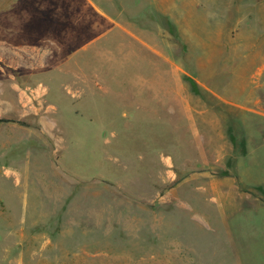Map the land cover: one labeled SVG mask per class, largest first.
<instances>
[{
  "label": "rangeland",
  "instance_id": "obj_1",
  "mask_svg": "<svg viewBox=\"0 0 264 264\" xmlns=\"http://www.w3.org/2000/svg\"><path fill=\"white\" fill-rule=\"evenodd\" d=\"M108 2L0 0V264H264V0Z\"/></svg>",
  "mask_w": 264,
  "mask_h": 264
},
{
  "label": "crops",
  "instance_id": "obj_2",
  "mask_svg": "<svg viewBox=\"0 0 264 264\" xmlns=\"http://www.w3.org/2000/svg\"><path fill=\"white\" fill-rule=\"evenodd\" d=\"M15 0H10L9 4H6V18L14 12L16 11L15 9H19V7L23 6L26 2V0H18L19 4H15L14 3ZM86 3V5L88 6L89 9H92L98 16L102 17L103 19L108 18L107 16V5L110 3L108 2V0H82ZM24 2V3H23ZM19 5V6H17ZM17 7V8H16ZM118 27H120L119 25H117ZM122 28L124 27L121 26ZM20 47H18V51H21L23 53H28L30 55H34L35 59L40 60L42 57V53L44 54H48V52H46L47 50H44L43 48H41L40 46H38L36 43H20ZM50 53V51H49Z\"/></svg>",
  "mask_w": 264,
  "mask_h": 264
},
{
  "label": "trees",
  "instance_id": "obj_3",
  "mask_svg": "<svg viewBox=\"0 0 264 264\" xmlns=\"http://www.w3.org/2000/svg\"><path fill=\"white\" fill-rule=\"evenodd\" d=\"M1 122L3 121V120H0Z\"/></svg>",
  "mask_w": 264,
  "mask_h": 264
}]
</instances>
